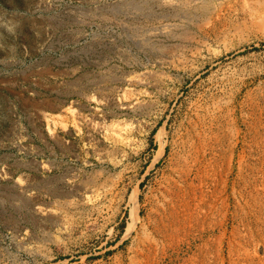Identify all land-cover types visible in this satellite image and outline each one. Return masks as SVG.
Instances as JSON below:
<instances>
[{
  "label": "rangeland",
  "instance_id": "374dc122",
  "mask_svg": "<svg viewBox=\"0 0 264 264\" xmlns=\"http://www.w3.org/2000/svg\"><path fill=\"white\" fill-rule=\"evenodd\" d=\"M0 264H264V0H0Z\"/></svg>",
  "mask_w": 264,
  "mask_h": 264
}]
</instances>
